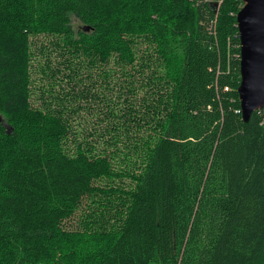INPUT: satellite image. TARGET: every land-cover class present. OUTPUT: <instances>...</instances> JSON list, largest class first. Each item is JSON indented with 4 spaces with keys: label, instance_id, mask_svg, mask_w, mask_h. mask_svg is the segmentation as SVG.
<instances>
[{
    "label": "trees",
    "instance_id": "1",
    "mask_svg": "<svg viewBox=\"0 0 264 264\" xmlns=\"http://www.w3.org/2000/svg\"><path fill=\"white\" fill-rule=\"evenodd\" d=\"M243 5L0 0V264H264Z\"/></svg>",
    "mask_w": 264,
    "mask_h": 264
},
{
    "label": "water",
    "instance_id": "2",
    "mask_svg": "<svg viewBox=\"0 0 264 264\" xmlns=\"http://www.w3.org/2000/svg\"><path fill=\"white\" fill-rule=\"evenodd\" d=\"M242 2L236 17L241 43L238 93L243 121L249 123L256 111L264 109V0Z\"/></svg>",
    "mask_w": 264,
    "mask_h": 264
},
{
    "label": "built area",
    "instance_id": "3",
    "mask_svg": "<svg viewBox=\"0 0 264 264\" xmlns=\"http://www.w3.org/2000/svg\"><path fill=\"white\" fill-rule=\"evenodd\" d=\"M209 2L216 4L217 5V10H219L220 6L222 5V3L224 2V0H209ZM216 20L214 22H212L210 31L212 34L216 35ZM229 89L226 88V91H228ZM263 110V109H262ZM261 111V110H260Z\"/></svg>",
    "mask_w": 264,
    "mask_h": 264
},
{
    "label": "rangeland",
    "instance_id": "4",
    "mask_svg": "<svg viewBox=\"0 0 264 264\" xmlns=\"http://www.w3.org/2000/svg\"><path fill=\"white\" fill-rule=\"evenodd\" d=\"M73 26L77 30L78 28L82 27V24L79 21L74 20Z\"/></svg>",
    "mask_w": 264,
    "mask_h": 264
}]
</instances>
